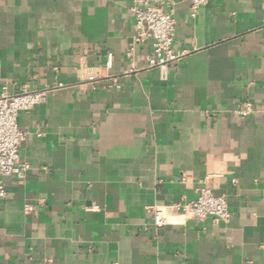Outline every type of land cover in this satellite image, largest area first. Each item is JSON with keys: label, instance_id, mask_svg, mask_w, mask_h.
<instances>
[{"label": "crops", "instance_id": "crops-1", "mask_svg": "<svg viewBox=\"0 0 264 264\" xmlns=\"http://www.w3.org/2000/svg\"><path fill=\"white\" fill-rule=\"evenodd\" d=\"M166 2L162 82L134 0H0V87L47 95L17 117L25 179L0 178V264H264V114H236L264 104V0ZM201 188L227 222L170 208Z\"/></svg>", "mask_w": 264, "mask_h": 264}, {"label": "built area", "instance_id": "built-area-1", "mask_svg": "<svg viewBox=\"0 0 264 264\" xmlns=\"http://www.w3.org/2000/svg\"><path fill=\"white\" fill-rule=\"evenodd\" d=\"M191 5V16L195 17L201 7L206 6L211 0H189ZM167 6L166 0H134L130 11L134 18V43H143L146 40L152 42V53L146 58L149 68L159 71L160 80L168 82L171 71L179 62L183 53H178L173 46V33L175 31V20L170 13L163 10ZM132 48L127 52L128 58L132 55ZM112 55H108V67L111 66ZM129 72H136L133 65ZM46 91L22 89L17 93H11L8 87H0V178L15 175L19 181L25 179L30 167L27 163L19 161V148L25 140L23 132L18 124L17 117L21 112L33 109L46 100ZM264 114V104L256 109L250 103L238 109L239 116H252ZM6 196L5 189L0 183V198ZM179 214L204 221L212 218L216 222H227L230 218L229 205L222 196H215L207 188H201L195 200L175 204L170 207ZM32 207L27 206L28 213ZM153 221L156 226L166 224L163 212L154 208Z\"/></svg>", "mask_w": 264, "mask_h": 264}]
</instances>
